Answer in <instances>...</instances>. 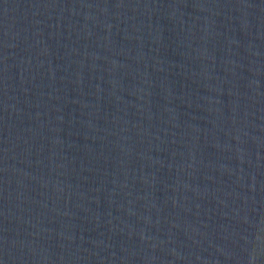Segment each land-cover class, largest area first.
<instances>
[{"label": "water", "instance_id": "water-1", "mask_svg": "<svg viewBox=\"0 0 264 264\" xmlns=\"http://www.w3.org/2000/svg\"><path fill=\"white\" fill-rule=\"evenodd\" d=\"M0 264H264V0H0Z\"/></svg>", "mask_w": 264, "mask_h": 264}]
</instances>
